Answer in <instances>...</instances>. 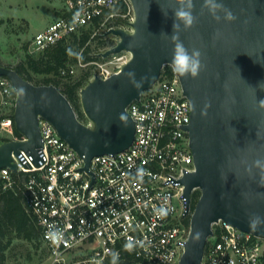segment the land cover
<instances>
[{
	"label": "water",
	"instance_id": "95a60500",
	"mask_svg": "<svg viewBox=\"0 0 264 264\" xmlns=\"http://www.w3.org/2000/svg\"><path fill=\"white\" fill-rule=\"evenodd\" d=\"M133 30L112 28L120 37L103 57L128 51L131 58L118 73L95 78L81 89L84 113L95 123L80 122L73 105L54 84L37 85L17 69L0 64L17 91L16 129L27 140L0 145V169L11 166L12 154L25 151L40 164L43 140L39 116L50 120L60 135L82 156L89 168L93 157L124 151L135 138V123L128 105L139 99L171 65L173 11L176 0H131ZM237 17L217 22L204 0H193L191 28L181 23L180 40L191 51L201 52L203 68L196 78L179 76L192 103L190 132L196 171L183 182L187 212L194 189L201 195L191 215V230L180 264H202L212 224L225 220L264 238V0H217ZM179 23V21H177ZM172 66V65H171ZM23 88L24 94L19 95ZM257 161L260 163L257 164ZM261 223L250 227L251 220Z\"/></svg>",
	"mask_w": 264,
	"mask_h": 264
},
{
	"label": "built area",
	"instance_id": "2783aa9c",
	"mask_svg": "<svg viewBox=\"0 0 264 264\" xmlns=\"http://www.w3.org/2000/svg\"><path fill=\"white\" fill-rule=\"evenodd\" d=\"M122 4L127 11L119 8ZM131 13V0H64L62 15L33 36L31 51L69 42L89 27L115 36L109 31L122 28L118 21ZM115 37L108 49L120 41ZM78 62L86 65L81 57ZM91 62L96 67L91 80L107 79L123 67ZM66 68L61 73L75 72ZM6 97L15 108L17 91L0 75V102H7ZM192 109L180 77L162 70L158 81L127 107L136 129L131 146L93 157L89 168L55 125L39 116L40 164L23 150L13 153L17 170L0 169V182L14 187V172L28 174L20 187L49 251V264H180L193 212H187L183 182L187 173L196 171L187 129ZM85 117L78 119L94 128L93 120ZM15 128L10 114L0 117V131L10 140H27L24 135L16 138ZM212 231L202 264H264V238L222 219L212 224Z\"/></svg>",
	"mask_w": 264,
	"mask_h": 264
},
{
	"label": "rangeland",
	"instance_id": "374dc122",
	"mask_svg": "<svg viewBox=\"0 0 264 264\" xmlns=\"http://www.w3.org/2000/svg\"><path fill=\"white\" fill-rule=\"evenodd\" d=\"M64 0H0V62L12 68L26 62L28 57H39L42 52H32L30 48L33 36L47 27L56 17L63 12ZM135 13H131L124 19L118 21L126 31L133 30L132 22ZM105 29H94L89 41L90 50L86 57L91 60L84 61L81 52L78 53L86 65H80L78 61H72L67 65L73 67L75 72L71 75L61 73V81H77L85 73H90V81L96 67L91 61L108 63L109 66L117 68L130 59L128 51L103 57L107 47L116 41V37L105 34ZM94 35V36H93ZM106 35V36H105ZM72 43V41H70ZM74 50L77 45L73 44ZM107 48V49H106ZM94 59V60H93ZM34 84H44L48 78L55 77L53 74H36L32 72ZM59 76V78H60ZM81 98V96H80ZM7 102H0V116L10 114L14 109L11 98L6 97ZM83 111V108H81ZM84 112V111H83ZM83 119L86 120L84 113ZM0 137L8 138L6 133L0 131ZM9 264H49V251L43 240L29 242L17 238L8 251Z\"/></svg>",
	"mask_w": 264,
	"mask_h": 264
},
{
	"label": "trees",
	"instance_id": "16d2710c",
	"mask_svg": "<svg viewBox=\"0 0 264 264\" xmlns=\"http://www.w3.org/2000/svg\"><path fill=\"white\" fill-rule=\"evenodd\" d=\"M122 11H127V6L122 4L119 6ZM93 28L89 27L85 29L78 37L75 36L72 43L59 42L58 44L45 49L39 57H28L26 62L21 63L15 69L28 81L34 83L32 72L36 74H53L55 77L48 78L44 84L56 85L63 94L69 99L73 108L75 109L79 119H83L84 112L81 110V98L80 91L90 81V73H85L77 81H61V70L66 68L71 62V56L74 53V59L72 61H78L79 54L83 56L84 61L91 60L90 57H86L89 50V41ZM77 45L74 50V45ZM94 60V59H93ZM1 65H3L0 62ZM5 66V65H3ZM9 67V66H8ZM166 71L170 75L173 74L172 66L165 65L163 72ZM60 76V78H59ZM39 84V83H35ZM16 95V93H15ZM14 110L10 113L14 117ZM6 115L0 116L1 118ZM15 137L22 139L23 135L15 128ZM9 138L0 137V145L9 141ZM17 185L14 187H4V182H0V264H9L8 251L10 250L15 239L20 238L29 242L42 240L41 231L34 220V218L27 211L24 204V197L21 190L23 180L28 176L27 173L14 172ZM201 191L197 190L193 193L191 209L194 210L197 201L199 200ZM190 222V218L187 220Z\"/></svg>",
	"mask_w": 264,
	"mask_h": 264
},
{
	"label": "clouds",
	"instance_id": "9594fccd",
	"mask_svg": "<svg viewBox=\"0 0 264 264\" xmlns=\"http://www.w3.org/2000/svg\"><path fill=\"white\" fill-rule=\"evenodd\" d=\"M179 5L178 8L173 11V34L171 41L173 43V54L171 59L172 71L182 77L196 78L199 76L203 65L201 62V52L198 49H192L189 51L185 47L183 41L180 40L179 33L181 31V23L184 29L191 28L195 23V17L193 16L194 3L193 0H176ZM203 8H206L213 18L219 22L221 16L218 13H223V19L226 21H234L237 17L233 12L226 8L223 3H218L217 0H204ZM179 21V23L177 22ZM258 87L264 90V82H261ZM24 89L19 90V95L24 94ZM260 107L264 108V100L260 101ZM260 162L257 161V164ZM261 223L260 218L256 217L251 220L250 227L255 229Z\"/></svg>",
	"mask_w": 264,
	"mask_h": 264
},
{
	"label": "crops",
	"instance_id": "0c3cea01",
	"mask_svg": "<svg viewBox=\"0 0 264 264\" xmlns=\"http://www.w3.org/2000/svg\"><path fill=\"white\" fill-rule=\"evenodd\" d=\"M56 19H57V17H56ZM54 20H55V19H54ZM54 20H53V21H54ZM53 21H52V22H53Z\"/></svg>",
	"mask_w": 264,
	"mask_h": 264
},
{
	"label": "bare ground",
	"instance_id": "6f19581e",
	"mask_svg": "<svg viewBox=\"0 0 264 264\" xmlns=\"http://www.w3.org/2000/svg\"><path fill=\"white\" fill-rule=\"evenodd\" d=\"M131 56H132V54H131Z\"/></svg>",
	"mask_w": 264,
	"mask_h": 264
}]
</instances>
